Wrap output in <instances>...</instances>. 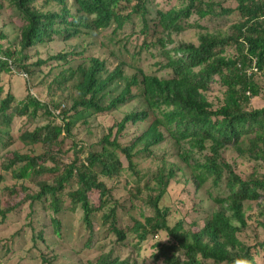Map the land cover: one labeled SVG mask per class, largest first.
<instances>
[{"label":"trees","instance_id":"obj_1","mask_svg":"<svg viewBox=\"0 0 264 264\" xmlns=\"http://www.w3.org/2000/svg\"><path fill=\"white\" fill-rule=\"evenodd\" d=\"M37 1L9 0L22 25L19 48L0 42V145L6 150L16 142L11 133L16 117L45 118V124L32 130L25 128L17 137L26 144H41L44 150L38 153L15 150L6 154L0 162V186L5 180L4 172L11 171L15 178L33 181L38 189L28 190L23 186L28 190L23 195L16 185L10 187L11 197L18 194L23 197L0 209L1 222L29 200L31 205L38 202L52 211V223L59 235L62 220L58 214L79 209L84 224L94 232V218L102 211L103 224L114 235V242L122 246L130 244L131 231L137 238L135 249H140L142 241L151 233L155 236L165 231L169 239L157 241L152 253L156 262L264 264V238L253 244L241 238L249 227L246 203L264 198V173L258 172L259 167L264 168V106L250 107L251 97L260 93L258 74L264 73V0H236L235 7L223 6L226 0H188L180 7L153 10L156 17L151 16L154 0H42L41 5ZM53 4V8L44 9ZM195 12L201 18L210 16L214 20L235 14L238 21L231 24L232 30L227 33L221 28L213 33L199 22H189ZM136 18L142 23V49L158 48L162 56L160 67L169 71L168 76L148 73L142 66L128 64L118 54L121 60L113 69H109L108 58L89 56L88 61L61 68L51 83L64 90L71 83L74 95L69 97V107L42 101L31 89L21 100L12 90L5 92L2 75L10 72L13 65L28 79L35 74L27 64L26 54L35 45L57 37L68 40L83 33L92 34L112 25L113 33H117L129 24L134 25ZM153 21L155 27H152ZM158 26L163 35L149 42V35L159 32ZM189 27L207 28L198 44L173 38V33ZM230 47L235 49L232 54L228 52ZM75 53L59 52L40 59L37 64L50 60H57L61 65L71 63ZM127 65L132 67V72H127ZM213 83H220L224 88L218 106L207 95ZM136 98L143 102L141 107L126 113L97 144L87 147L82 142H74L73 158L69 162L63 160L64 142L73 137L78 123L87 124L93 115L114 111ZM150 116H153L151 123L140 135L129 144L121 142L120 136L129 123L144 122ZM167 135L179 146V156L191 169L195 182L199 185L212 178L224 192L211 197L214 205L201 222L194 221L187 227L182 218L170 225V208L163 207L161 201L181 167L164 163L152 177L155 183L146 184L149 190L146 198L141 196L139 186L133 194L143 197L153 213L144 216V220L135 219L127 230L119 223L120 203L106 179L116 178L127 169L121 158L123 154L131 172L139 175V182L136 157L146 153L154 156L152 147L161 144ZM229 148L256 162L247 177L237 171V164L225 157ZM50 160L53 164H48ZM94 190L99 192L98 203L90 196ZM38 237L44 239L42 232L35 233L34 239ZM134 253L131 251L123 257L112 248L102 251L95 264H140ZM43 259L53 264L52 259Z\"/></svg>","mask_w":264,"mask_h":264},{"label":"rangeland","instance_id":"obj_2","mask_svg":"<svg viewBox=\"0 0 264 264\" xmlns=\"http://www.w3.org/2000/svg\"><path fill=\"white\" fill-rule=\"evenodd\" d=\"M3 7L0 9V42L4 46L9 44L19 48L20 28L22 19L16 9L9 6V0H1ZM188 0H154L152 7V17H156L158 8L180 7L185 5ZM72 3V2H71ZM41 5L42 0L36 2ZM236 0H226L223 6L235 7ZM44 6V5H43ZM55 5L44 7V9L53 8ZM74 8V7H73ZM154 8V9H153ZM75 10V8H74ZM219 10V7H217ZM155 20V19H154ZM238 21L237 15L230 17H222L213 19L207 16L199 17L195 12L189 22L196 24L199 22L208 27L209 32L216 33L220 28L224 33L232 30L231 24ZM155 22L158 23L156 19ZM153 21L152 27L156 24ZM134 26V27H133ZM142 23L139 18H136L134 25L129 24L124 30L113 33L114 25L106 29L94 31L92 34L83 33L77 37L68 40L57 37L45 43H39L26 51L29 56L27 64L35 71L32 78L24 77L21 69L12 66V70L8 73H3L2 82L4 83L5 92L12 90L18 100L26 97L28 90L37 96L40 100L49 102L62 103V106H70V95H74L71 83L64 90L61 87L52 86V81L63 67L76 65L83 61H88L89 56H99L108 58L109 69H113L121 60L120 55L130 65L142 66L146 72L154 73L159 76H168L169 71L162 69L159 62L162 56L158 53L157 47L142 49L144 42V34L140 32ZM158 33H151L148 37L150 41H156L158 36L163 35L161 27H157ZM207 28L189 27L180 33H173L172 36L177 41L194 42L200 41V35ZM154 34V35H153ZM3 35L4 37H1ZM171 46V45H170ZM59 52H77L73 55L71 63L62 64L57 60H50L46 64L38 65L40 59L49 58ZM113 52L115 54H113ZM230 54L235 52V49H228ZM118 54V55H117ZM126 67L127 72H132L131 66ZM260 81V93L257 96H252L250 107L264 106V73L258 74ZM224 88L220 83H213L207 95L211 101L218 106L223 98ZM142 101L136 98L134 101L120 106L118 109L108 112L93 115L87 124L78 123L73 129V137H69L64 142L63 149L65 151L62 157L65 162H69L73 156L74 142H82L87 147L97 144L99 140L109 132V128L120 121L124 115L138 107L142 106ZM153 116H150L144 122L129 123L128 128L120 136V140L124 144L131 143L136 136L140 135L151 123ZM47 122L45 118L29 120L26 117H16L11 133L14 135V142L8 149H2L0 145V162L4 161L6 154L18 150L20 152H41L44 147L41 144L30 145L17 139L23 129H34L36 126L43 125ZM154 156L140 155L136 157L138 169L140 170L141 179L137 182L139 175H135L128 168V160L125 155L121 154L124 164L122 174L116 178L106 179L107 184L114 189V194L119 201L118 217L120 225L129 230L135 219L144 220V216H149L153 213L152 208L144 201L149 190L146 184L151 182L153 185L155 180L153 175L164 163H175L181 168L178 169L176 176L172 179L167 194L163 197L161 205L169 207L168 220L170 225H174L179 219L184 218L185 225L188 227L194 221H200L207 217L209 210L214 205L211 197L223 194L224 188L216 186L213 179L206 180L203 184H197L191 174V169L179 156L180 148L175 141L167 135L166 139L156 146L152 147ZM225 157L231 163L237 164V171L247 177L254 168L256 162L243 158L232 148L225 151ZM48 164H53V161H48ZM260 174L264 173V168L259 167ZM5 180L0 186V209L6 208L7 205L14 203L23 197L28 190H37L38 187L29 179L15 178L11 171H5ZM17 186L23 195L18 194L16 197H11L10 187ZM23 186L28 187L25 190ZM142 189L141 198L134 197L133 194L137 187ZM93 202L99 201V192L94 190L90 193ZM246 211L249 219L248 229L241 235V238L249 244H253L256 240L264 238V198L258 201H249L246 203ZM102 211H98L94 218V232H90L84 224L82 210L65 211L58 214L62 220V230L59 235L55 231L52 223V211L46 210L38 202L31 205L30 201H24L17 209L10 213L6 220H0V264H50L45 262L43 257L52 259L53 264H95L97 256L102 251H107L116 248L121 256H127L131 251H135L140 264H163L161 260L155 261L151 255L156 250V242L159 237L167 235L165 231H161L157 235L152 233L146 240L140 244V249L134 248V243L137 242L134 231L130 232V244L122 246L114 242L115 237L109 233L106 225L103 224ZM1 219V217H0ZM42 232L43 238L34 239L35 233ZM134 233V234H133ZM168 236V235H167ZM91 238V239H90ZM169 236L163 242H166ZM90 240V245L88 242ZM142 253L149 254V258L143 259ZM263 262V258L260 259Z\"/></svg>","mask_w":264,"mask_h":264},{"label":"clouds","instance_id":"obj_3","mask_svg":"<svg viewBox=\"0 0 264 264\" xmlns=\"http://www.w3.org/2000/svg\"><path fill=\"white\" fill-rule=\"evenodd\" d=\"M168 238V236L167 235H161L160 237H159V242L160 241H163V240H166ZM154 254V253H153ZM153 254H151V255H153ZM142 255V257H143V259H145V258H149L150 256H149V254H145V253H142L141 254ZM237 264H239V261L237 262Z\"/></svg>","mask_w":264,"mask_h":264},{"label":"built area","instance_id":"obj_4","mask_svg":"<svg viewBox=\"0 0 264 264\" xmlns=\"http://www.w3.org/2000/svg\"><path fill=\"white\" fill-rule=\"evenodd\" d=\"M254 68V70H257V68L256 67H253Z\"/></svg>","mask_w":264,"mask_h":264}]
</instances>
